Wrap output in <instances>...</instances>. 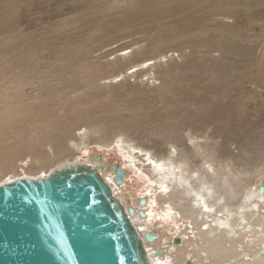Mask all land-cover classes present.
Returning <instances> with one entry per match:
<instances>
[{
	"label": "rangeland",
	"instance_id": "rangeland-1",
	"mask_svg": "<svg viewBox=\"0 0 264 264\" xmlns=\"http://www.w3.org/2000/svg\"><path fill=\"white\" fill-rule=\"evenodd\" d=\"M0 114V183L125 165L122 139L162 157L199 142L205 167L226 150L249 183L264 170V0H0ZM147 185L131 171L118 192L133 205Z\"/></svg>",
	"mask_w": 264,
	"mask_h": 264
},
{
	"label": "bare ground",
	"instance_id": "bare-ground-1",
	"mask_svg": "<svg viewBox=\"0 0 264 264\" xmlns=\"http://www.w3.org/2000/svg\"><path fill=\"white\" fill-rule=\"evenodd\" d=\"M155 63V58H146L128 67L127 72L148 70ZM123 76L119 73L112 80L120 81ZM153 77L154 73H149V79ZM82 130L81 137L88 135L86 128ZM64 140V136L56 140L60 151ZM72 142L75 148L79 147L78 139ZM114 146L126 158V164L121 165L125 177L119 185L113 180L112 170L105 173L113 193L123 198L122 192L118 191L124 189L131 171L147 178V188H152L148 192L142 189L141 194H135L130 202L137 212L139 198H147L144 207L147 215L135 226L140 234L150 231L158 235L157 240L146 243L151 253L160 246L165 249L161 256L152 255L155 264L169 261L185 264L186 260L191 264H264V257L259 256V251L264 250V192H259V187H264V170L263 176L256 174L246 183L255 169L251 171V166H247L249 171L243 169L241 173H235L233 167L241 156H233L226 150L217 153V163L209 161V167H205L198 155H209L199 142L194 145L196 152L187 148L183 153L174 150L175 157L169 155L170 152L162 157L149 147L125 139L116 141ZM243 185L244 189H239ZM165 188L166 192L163 191ZM149 221L153 225H149ZM166 223L169 232L154 228V225ZM176 236L182 238L183 244H173Z\"/></svg>",
	"mask_w": 264,
	"mask_h": 264
},
{
	"label": "water",
	"instance_id": "water-1",
	"mask_svg": "<svg viewBox=\"0 0 264 264\" xmlns=\"http://www.w3.org/2000/svg\"><path fill=\"white\" fill-rule=\"evenodd\" d=\"M100 162V155L91 156L88 161L53 168L43 177L0 183V264H155L152 255L161 256L165 249L160 246L151 253L146 243L154 242L158 235L150 231L140 234L135 226L147 215V198H139L141 208L136 212L113 193L105 178L111 168L119 185L125 170L118 164ZM259 192H264L263 186ZM24 196L29 197L28 203ZM33 196L48 198L62 210V223L53 220L56 231L51 235L41 222L40 208L31 201ZM172 241L181 245L182 238L176 236ZM259 256L264 257L263 249Z\"/></svg>",
	"mask_w": 264,
	"mask_h": 264
},
{
	"label": "snow or ice",
	"instance_id": "snow-or-ice-1",
	"mask_svg": "<svg viewBox=\"0 0 264 264\" xmlns=\"http://www.w3.org/2000/svg\"><path fill=\"white\" fill-rule=\"evenodd\" d=\"M163 191H167V189H163ZM9 194L5 193V198H8ZM25 203L29 202V197L24 196L22 197ZM31 201L34 202L39 208L42 213V223L46 225L45 231L51 235V233L56 231V227L53 225V220H57L58 223H62L60 220V216L63 214L62 210L60 209L58 204H53L48 198H40L37 196L31 197ZM86 231V229H85ZM53 240L57 244H59V240L56 236L52 237Z\"/></svg>",
	"mask_w": 264,
	"mask_h": 264
},
{
	"label": "flooded vegetation",
	"instance_id": "flooded-vegetation-1",
	"mask_svg": "<svg viewBox=\"0 0 264 264\" xmlns=\"http://www.w3.org/2000/svg\"><path fill=\"white\" fill-rule=\"evenodd\" d=\"M113 171V170H112ZM113 175H115L114 171H113ZM260 188V187H259ZM260 252V251H259ZM263 258V257H262Z\"/></svg>",
	"mask_w": 264,
	"mask_h": 264
}]
</instances>
